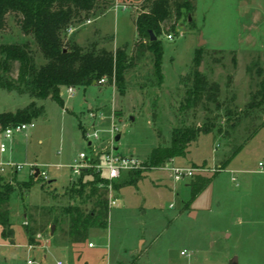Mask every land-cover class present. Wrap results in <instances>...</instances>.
Returning <instances> with one entry per match:
<instances>
[{
	"label": "rangeland",
	"instance_id": "374dc122",
	"mask_svg": "<svg viewBox=\"0 0 264 264\" xmlns=\"http://www.w3.org/2000/svg\"><path fill=\"white\" fill-rule=\"evenodd\" d=\"M141 1L125 0L127 8L115 13V0H110L90 23L77 24L65 42L80 46L94 42L99 48H124L128 56L134 55L133 20ZM192 5L187 17L176 22L172 16L163 24L166 32L158 37L162 78L155 72L151 54L143 51L125 74L123 92L108 80L73 93L62 88L63 107L51 100L37 101L44 113L34 120V127L5 140L0 164L12 162L22 168L15 172L5 167V177L0 176V186L14 189L9 200L13 235L4 239L0 229V264H27L28 260L43 264L44 257L54 264L58 260L66 264H229L234 257L238 264H264V239L236 241L250 226L234 223L241 220L242 207H248L250 225L258 236L264 234V175L255 172L264 159V106L249 107L264 78V0H192ZM24 39L14 19L8 18L0 43ZM196 53L201 56L197 68ZM36 61L43 63L39 54ZM196 69L219 87L218 103L185 102ZM11 74L16 75V65ZM31 101L27 95L0 90V114L15 112ZM226 105L234 117H226ZM229 120L234 127H229ZM204 126L210 132L191 143L183 159L160 165L150 161L153 148L171 144L175 128ZM2 132L0 128V140ZM112 148L141 162L140 178L135 183L113 181L117 183L113 192L106 188L108 203L116 201L114 206L108 204L107 228L93 229L83 244L71 245L63 210L81 203L65 193L79 178L70 166L84 152L83 171L99 174L91 166ZM187 160L206 162L192 165ZM228 163L217 174L219 165ZM171 167L204 168L201 176L217 177L190 200L186 186L190 179L174 178ZM35 169L40 171L39 182L27 190L22 185L32 181ZM238 170L247 173H235ZM185 203L198 213L196 218L187 215ZM82 207L88 211L92 206ZM182 251L188 256H181Z\"/></svg>",
	"mask_w": 264,
	"mask_h": 264
},
{
	"label": "trees",
	"instance_id": "16d2710c",
	"mask_svg": "<svg viewBox=\"0 0 264 264\" xmlns=\"http://www.w3.org/2000/svg\"><path fill=\"white\" fill-rule=\"evenodd\" d=\"M109 3L110 0H0V31L5 30L8 18L12 17L23 36L27 38L20 43H0V90L27 95L32 100L22 109L0 114V128L3 131L8 127L29 123L42 116L44 107L37 106V101L51 100L63 107L62 88L84 91L104 79L108 80L109 84L114 82L117 90L123 92L125 74L142 56L143 51L151 54L155 72L162 78V47L158 37L166 32L163 24L172 16L177 22L183 16L190 15L193 10L192 0H142L136 7L133 20L137 32V44L135 53L131 56L126 54L124 48L112 51L99 48L94 42L86 46L65 42L69 29H75L80 22L95 17L96 11ZM171 29L174 30V27ZM150 33L155 36L154 41L150 40ZM37 54L43 60L42 64H37ZM200 61L201 56L196 53L193 60L196 68ZM15 65L16 75L12 76ZM218 94L219 87L209 83L196 69L185 102L188 105L201 106L206 103H218ZM261 106H264V78L258 84V90L252 96L249 105L251 108ZM225 115L228 118L234 117L227 105ZM229 121V127H234V121ZM261 127H264V122ZM259 130L255 131V134ZM209 132L206 126L175 128L172 131L171 144L168 147L153 148L150 161L160 165L171 159L183 158L188 153L191 143L201 134L205 135ZM239 150L240 148L232 157ZM123 175L119 178L118 184L122 181L135 183L140 178L141 172L133 171ZM215 175L212 177L196 175L191 178L190 200H194L210 184ZM87 178L90 180H85ZM36 182H39V175L36 178L32 176V181L22 186L29 190ZM107 183L100 174L86 170L82 171L76 183H70L65 188V193L76 196L81 203L68 205L63 210V215L67 218V238L71 245L83 244L93 229L107 228L109 214L105 187ZM117 183L113 182V187ZM44 187L45 185L41 184V190H44ZM13 191L11 186H0V229L1 237L4 239L13 235L9 212V200ZM85 203L91 204L90 210L86 211L82 207Z\"/></svg>",
	"mask_w": 264,
	"mask_h": 264
},
{
	"label": "built area",
	"instance_id": "2783aa9c",
	"mask_svg": "<svg viewBox=\"0 0 264 264\" xmlns=\"http://www.w3.org/2000/svg\"><path fill=\"white\" fill-rule=\"evenodd\" d=\"M127 6L125 5V0H115V3L113 4V9L116 12L119 10H125ZM87 23H90V20L87 21ZM74 29H69L68 34L72 33ZM167 39H172V36L169 34L167 35ZM101 83L104 82V79L100 80ZM69 93H73L72 89L67 90ZM34 127V121H31L29 123H23L19 124L13 127H8L2 132V137L0 140V156L4 153H6V145L5 140L11 139L14 135L22 134L25 131H27L29 128ZM92 137L97 140L98 136L96 133L92 134ZM87 156L84 152H81L72 162L70 168L72 170V174L74 177H79L82 173L83 169L85 168V165L87 163ZM91 165V164H90ZM5 167L13 169L15 172L19 171L22 166L16 165L12 162H6V164H0V173H4ZM94 168L101 177H104L107 180V184L105 187L110 192H113V181L119 179L123 174H127L129 172L138 171L141 167V162H139L138 159L132 157V156H123L118 153H116L115 149H111L110 151H107L103 153L99 160L95 164L91 166ZM33 170H31L32 173ZM205 171L204 168H197V169H189V168H183V167H171L170 172L172 176L176 179L182 180L183 178H193L195 175H202ZM217 172L220 171V169L216 170ZM258 173L264 174V160L259 161L257 164V170ZM40 173V172H39ZM41 176L46 179L47 174L42 171ZM109 206L116 205L115 200H109ZM93 245L90 243L89 247H92ZM29 248H32L29 246ZM181 255H186L185 252H181ZM27 264H41L37 263L34 260H28ZM55 264H64L61 260L56 261Z\"/></svg>",
	"mask_w": 264,
	"mask_h": 264
},
{
	"label": "crops",
	"instance_id": "0c3cea01",
	"mask_svg": "<svg viewBox=\"0 0 264 264\" xmlns=\"http://www.w3.org/2000/svg\"><path fill=\"white\" fill-rule=\"evenodd\" d=\"M257 134L258 133H256L255 134V136L250 140V141H253L255 138H256V136H257ZM120 140V139H119ZM242 149V148H241ZM240 149V150H241ZM190 154V153H189ZM238 154V153H237ZM236 154V155H237ZM235 155V156H236ZM188 156V155H187ZM10 159V158H9ZM183 159V158H182ZM262 160H264V159H262ZM262 160H260V161H262ZM174 161H177V159H175ZM187 161H189L190 163L189 164H192V165H198V164H201L202 162H206V161H200V162H198V163H194V162H192V161H190V160H187ZM214 163V161L213 162H211V165ZM258 164V163H257ZM219 165V164H218ZM229 166V163L228 164H226V166L223 168V169H220V171L219 172H221V171H223V170H225L227 167ZM219 168H222V166L221 165H219ZM256 170H257V168H256ZM255 170V172H257ZM219 172L217 173V174H219ZM233 174H234V171L232 172ZM235 173H239V174H245V173H247V171H244V170H238V171H235ZM258 173V172H257ZM216 174V175H217ZM259 174H261V173H259ZM12 175H14V174H12ZM215 175V176H216ZM261 175H264V174H261ZM0 176H2V177H5L4 175H3V173L1 174L0 173ZM214 176V177H215ZM12 177V176H11ZM15 177V176H14ZM213 177V178H214ZM217 177V176H216ZM215 177V178H216ZM49 181V180H48ZM51 182H53L52 180H50ZM213 181V180H212ZM212 181H211V183H212ZM210 183V184H211ZM186 186H189V184H187ZM186 203L184 204V206H183V209L185 208V210H186V213H187V215L190 217V218H196L197 217V215H198V213L197 212H195V211H190L189 209H188V207H186ZM242 210L244 211V212H242V218H241V220H239V222H234V223H236V225L235 226H243V225H246V226H250L249 228H246V230H250L249 232H245V233H243V232H241V235L240 236H238V238H237V240L236 241H241V240H244V241H250V242H254V241H258V240H262V239H264V234L263 235H261V236H258V233L256 232V231H254V228H253V226L252 225H250V213L248 212L249 211V208L248 207H242ZM236 220H238V218H236ZM233 223V222H232ZM234 226V225H233ZM244 230V229H243ZM245 235V236H244ZM93 247L94 246H92V247H89L90 249H93ZM183 252V251H182ZM180 255H181V252H180ZM181 256H188V255H181ZM54 264V263H50V262H48V261H46V259H45V257H44V262H43V264ZM56 263V262H55ZM65 263V262H64ZM66 264V263H65Z\"/></svg>",
	"mask_w": 264,
	"mask_h": 264
},
{
	"label": "water",
	"instance_id": "95a60500",
	"mask_svg": "<svg viewBox=\"0 0 264 264\" xmlns=\"http://www.w3.org/2000/svg\"><path fill=\"white\" fill-rule=\"evenodd\" d=\"M189 20H190V17H189ZM155 39H156L155 36H153V34L150 33V40H151V41H154ZM201 67H202V63H201ZM200 71H201V70H200ZM119 139H120V136L117 135V136L115 137L114 140H115L116 142H118ZM39 172H40V171H39L38 169H35L34 177H37V176L39 175ZM54 228H55L54 225L51 226V233L54 231ZM229 264H238L237 258L234 257L233 259H231L230 262H229Z\"/></svg>",
	"mask_w": 264,
	"mask_h": 264
}]
</instances>
